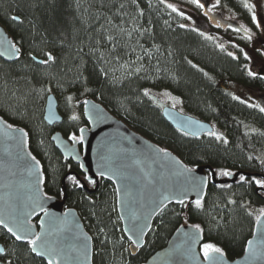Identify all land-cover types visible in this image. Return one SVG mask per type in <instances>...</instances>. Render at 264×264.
I'll return each instance as SVG.
<instances>
[{"label":"trees","instance_id":"16d2710c","mask_svg":"<svg viewBox=\"0 0 264 264\" xmlns=\"http://www.w3.org/2000/svg\"><path fill=\"white\" fill-rule=\"evenodd\" d=\"M181 1L0 0V23L20 49L14 61L0 58V116L27 132L28 148L41 165L47 195L61 198V180L69 171L85 178L78 164L63 158L50 140L55 130L67 139L79 136V129L87 125L81 112L85 97L98 100L131 129L172 151L191 168L209 164L218 175L222 170L264 175V112L249 106L255 103L248 95L239 94L241 89L264 93V72L254 70L244 55L249 57L252 40L233 31L238 25L210 28L208 34L187 26L184 16L166 3ZM243 4L244 0H220V10L241 19L259 39L264 26H255L252 12ZM253 11L257 22H264V8ZM219 44H224L223 50ZM46 53L54 57L48 64L32 58L45 60ZM249 70L257 75L249 76ZM144 89L167 90L179 98L184 113L214 125L228 142L208 133L184 135L162 117L158 99L145 96ZM48 93L55 94L62 115L53 126L43 120ZM239 176L233 183L209 182L200 209L189 201L187 208L177 202L162 208L135 255L122 232L111 181L99 178L96 189L88 192L67 176L65 205L76 210L92 237V264H144L184 224L200 226L201 254L204 243H213L232 260L242 255L264 208V191L256 192L259 186L240 182ZM0 243L6 250L0 263L48 264L31 253L26 241L14 240L1 227Z\"/></svg>","mask_w":264,"mask_h":264},{"label":"water","instance_id":"95a60500","mask_svg":"<svg viewBox=\"0 0 264 264\" xmlns=\"http://www.w3.org/2000/svg\"><path fill=\"white\" fill-rule=\"evenodd\" d=\"M10 44L15 43L5 26L0 23V53H3L0 58L6 62L14 61L20 56V52L18 56L12 52ZM158 105L161 107L162 117L172 127L182 132L198 133L190 136L198 137L214 131L207 121L182 113L161 101H158ZM81 112L87 122L86 126L79 129L78 137L83 135V140L74 143L59 130H55L50 136L62 157L78 164L79 171L85 177L81 179L76 172H67L61 180V198L44 192L41 165H37L36 158L33 160L34 156L28 148V135H23L27 133L25 129L15 125L9 128L7 125H11L10 123L3 118L0 120V220L14 230L20 224H25L30 227L31 233H41L42 239L55 248L57 255L41 256L31 253L47 263L49 259H53L54 264H92V237L76 210L65 205L67 176H75L88 192L96 189L99 178L113 183L117 214L122 232L130 241L129 250L132 255L143 246L152 220L161 210L157 206L164 196H169L170 199L164 201L163 208L177 202L185 194L188 197L186 201L189 202L194 201L198 195L203 199L209 182L233 183L241 174L264 178L261 173L241 171L222 177L209 164L191 168L172 151L162 149L131 129L92 97L81 100ZM43 120L49 126L62 121L54 93L45 96ZM182 166H187L192 171L186 173ZM100 172L105 175L101 176ZM86 177L95 181L94 187L87 186L89 181ZM259 190L262 188H255L256 192ZM172 196L176 199H171ZM36 218L37 224L34 223ZM0 227L8 232L4 224H0ZM9 235L16 240L11 233ZM129 236L137 240L139 246L132 244ZM249 241L252 242L251 245ZM40 243L37 242L38 250ZM201 244V230L193 228L192 224H184L144 264H209L200 252ZM0 247H3L1 243ZM31 247L30 245V251ZM224 261L225 264H264V217L259 222L256 220L242 255L232 260L224 256Z\"/></svg>","mask_w":264,"mask_h":264},{"label":"snow or ice","instance_id":"6c2138e0","mask_svg":"<svg viewBox=\"0 0 264 264\" xmlns=\"http://www.w3.org/2000/svg\"><path fill=\"white\" fill-rule=\"evenodd\" d=\"M136 0H133V3H135ZM190 2L194 5H196L198 8H204L205 7V4L201 3V0H190ZM216 4H219V0H216ZM216 5L214 4L213 7H215ZM123 7V6H122ZM168 8L172 9L173 12H176L178 11L176 6L174 4H168L167 5ZM243 7L248 9V11L252 12V21L255 22V26L257 28L260 27V24L259 22H257V19H256V14L255 12L253 11V8L255 7L253 4L251 3H248L247 0H244V4H243ZM212 9H209V11H211ZM181 16L184 15L183 12H180L179 13ZM208 13L206 12L205 15H207ZM13 20H19V17H12ZM190 19V17H189ZM219 26V25H217ZM181 27H184V25H181ZM229 28H231L232 26L231 25H228ZM135 30V29H134ZM198 31V29H195ZM241 30H243L244 34H245V38L247 40H252V33H251V29L249 28H246L243 24H241L238 28H235L233 29V31L235 32H240ZM121 31H124V29H121ZM129 36H131V32H128L127 33ZM201 35H204V33H200ZM107 39L109 41H111L113 39L112 36H108ZM207 39L209 40H212L214 39V37H211V36H208ZM219 48H221L222 50L224 49V44H219L217 45ZM115 47V45L113 46ZM10 49L12 50V52L15 54V55H19V52H20V49L16 47L15 44H10ZM241 51H243V49H241ZM257 52L260 53L261 56H264V48H257L256 49ZM0 54H3V53H0ZM146 54L150 55V53H147ZM31 55V54H30ZM229 56H232L233 58H236L234 53L232 52H229L228 53ZM245 55V58L246 59H250V57H248V54L247 53H244ZM46 56H47V59L45 60H39L37 61L38 63L40 64H48L49 61H52L54 60V57L52 56L51 53H46ZM101 56H103V53H101ZM33 60H36V57L33 56L32 57ZM142 57H137V59H141ZM189 63H191V61H189ZM195 67V65H193ZM245 68H247V65L244 66ZM141 69L140 68H137L136 71L139 72ZM247 74L249 76H252V77H255L257 75L256 72L254 71H251L249 70L247 72ZM205 75H207V73H205ZM261 78H264V77H261ZM87 90V89H86ZM50 91V89H49ZM150 94V91L148 89H144V95L147 96ZM167 95V93H165ZM234 99H239V97H233ZM68 101L70 102L72 100V97L69 96L67 97ZM176 99V103H180L179 99L178 98H175ZM87 103V102H86ZM250 107H255V108H259V110L261 112H264V107H261L259 104H253V105H249ZM173 107H175V105H173ZM73 119H76L75 116L72 117ZM0 120H2V117H0ZM6 124V122H4ZM7 127L11 128L12 125H7ZM200 127H203V125H200ZM22 133H23V130H20ZM253 131H255V129H253ZM81 133H83V129H81ZM210 136H213L215 137L217 140H222L223 139V142L226 144L228 141L227 139H224L222 137L221 134L217 133L216 131H209L208 133ZM23 135L26 137L27 136V133H23ZM184 135H198L197 132H188V131H185L184 132ZM74 143L77 142L78 140H83V135H81L80 137H77L75 135H72L69 137ZM161 151H165V150H161ZM249 159L251 160L252 157L249 156ZM33 160H35V157H33ZM37 165L39 164V162L37 161L36 162ZM261 164L264 165V160H261ZM183 167V171L186 172V173H190L192 170L187 168V166H182ZM101 176L105 175L104 172H100L99 173ZM220 175H223V176H232L233 173L231 171H228V170H222L220 173ZM68 179L72 180L75 182V184L78 186V187H83V185L80 184V182L76 179L75 176H70L68 177ZM86 179H88L89 183L90 184H95V181L92 180L91 178L89 177H86ZM239 181L240 182H250V183H255V185L261 187V188H264V179H258L256 178V176H253L251 177V180L248 179V177H246L245 175L241 174L239 176ZM221 187H228L226 185H221ZM119 191V190H118ZM170 197L169 196H164L161 203L157 206L158 209H162L163 206H164V201H167L169 200ZM171 199H176L175 196H172ZM188 199L187 195H183L182 198L180 199H177V203H179L180 205H183L185 208H187V205L185 204V201ZM192 203L195 205V207L197 209H200L202 207V196H199L194 200L192 201ZM259 215L256 216V220L259 222L261 220V217H264V208H261L259 210ZM121 219H123V217H121ZM0 224H4V226L7 228L8 232L12 234V236L17 240V241H26L29 245H31V252L33 253H37L38 255H49V256H55L57 255L56 253V250L55 248L51 247L48 242L46 240H43L42 239V234L41 233H31L30 231V227L26 226L25 224H20L16 230H14L12 227H8L7 224L4 223L3 220H0ZM193 228L199 230L200 229V226L199 225H192ZM101 231H103V229H101ZM141 232V236L143 235V229L140 230ZM129 239L132 240V244L134 245H138V241L137 240H134L132 239L131 236H129ZM40 241V245H39V250H38V247H37V242ZM251 241H249V244L251 245ZM202 252H203V256H204V259L206 261L209 262V264H225V261H224V256H225V253L223 251V249H221L220 247L216 246L215 244L213 243H204L202 245ZM5 248L4 247H0V254H3L5 253ZM213 254H218V255H213ZM7 264H11V261H8ZM48 264H54V260L53 259H49L48 260Z\"/></svg>","mask_w":264,"mask_h":264},{"label":"rangeland","instance_id":"374dc122","mask_svg":"<svg viewBox=\"0 0 264 264\" xmlns=\"http://www.w3.org/2000/svg\"><path fill=\"white\" fill-rule=\"evenodd\" d=\"M252 1L256 11H260L264 8V0H252ZM166 3L167 5L174 4L178 10L177 12L184 13L183 16L185 18V23L187 26H190L194 29H198V31L200 32H206V34L210 33L209 29L210 28L212 29V26L209 20L206 19L204 16H202L203 17V23H202L199 18L204 8H198L196 5L192 4L190 0H183V2L181 1V2H166ZM201 3L205 4V6H207L208 9H212L211 10L212 12H216L228 22H232L231 25L232 27H234L235 25H238L239 27L241 24H243L246 28H248L241 19H238L236 17L230 16L222 12L220 10V0H219V4H216V0H201ZM214 4L216 5L215 7H213ZM261 25L263 27L264 22L260 23V26ZM204 27L207 28L208 30L206 31ZM240 32L242 34L244 33L243 30H241ZM250 46H251V51L249 57L252 63V68L258 72H264V56H261L260 53L256 51L257 48H264V34L259 39H257L255 33H253L252 42ZM246 92L245 89H241L239 94L245 96L248 95L247 97L252 103L259 104L261 107H264V93L248 92V91ZM165 93H167V95ZM150 94L153 97L157 98L158 101H161L170 107H173V105H175V107L173 108H176L182 113L185 112V110L181 106V103H176L175 98L177 97L171 94L170 92H168L167 90H151ZM214 131H216L219 134H222V131L216 128L215 126H214Z\"/></svg>","mask_w":264,"mask_h":264},{"label":"flooded vegetation","instance_id":"af4514ba","mask_svg":"<svg viewBox=\"0 0 264 264\" xmlns=\"http://www.w3.org/2000/svg\"><path fill=\"white\" fill-rule=\"evenodd\" d=\"M202 12L204 14V17L206 19H208L209 22L211 23L212 29L213 28H226V27H228V25H232V22H228L227 20L222 18L219 14H217L216 12L209 11L207 6L204 7ZM206 12L208 13L207 15H205ZM199 18H200V21L203 23V17L200 15ZM217 25H219V26H217ZM205 29L207 30V28H205ZM263 190H264V188H262V192H263ZM1 263H4V262H1Z\"/></svg>","mask_w":264,"mask_h":264}]
</instances>
